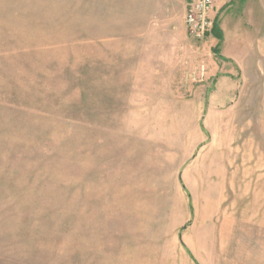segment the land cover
Wrapping results in <instances>:
<instances>
[{"label": "rangeland", "instance_id": "374dc122", "mask_svg": "<svg viewBox=\"0 0 264 264\" xmlns=\"http://www.w3.org/2000/svg\"><path fill=\"white\" fill-rule=\"evenodd\" d=\"M185 14L0 0V264H264V56Z\"/></svg>", "mask_w": 264, "mask_h": 264}, {"label": "crops", "instance_id": "0c3cea01", "mask_svg": "<svg viewBox=\"0 0 264 264\" xmlns=\"http://www.w3.org/2000/svg\"><path fill=\"white\" fill-rule=\"evenodd\" d=\"M212 15L218 25L211 42L215 56L236 65L240 63L230 52L233 48L259 51L264 56V0H217ZM230 16L235 19L233 27ZM182 29L185 31L184 23Z\"/></svg>", "mask_w": 264, "mask_h": 264}, {"label": "built area", "instance_id": "2783aa9c", "mask_svg": "<svg viewBox=\"0 0 264 264\" xmlns=\"http://www.w3.org/2000/svg\"><path fill=\"white\" fill-rule=\"evenodd\" d=\"M216 0H186L185 25L189 37L203 41L211 36L214 26L212 12Z\"/></svg>", "mask_w": 264, "mask_h": 264}, {"label": "trees", "instance_id": "16d2710c", "mask_svg": "<svg viewBox=\"0 0 264 264\" xmlns=\"http://www.w3.org/2000/svg\"><path fill=\"white\" fill-rule=\"evenodd\" d=\"M218 28L217 22L214 21L213 31L212 34L216 33V29Z\"/></svg>", "mask_w": 264, "mask_h": 264}]
</instances>
